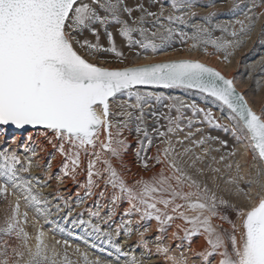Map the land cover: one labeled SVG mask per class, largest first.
<instances>
[{"label":"snow or ice","instance_id":"1","mask_svg":"<svg viewBox=\"0 0 264 264\" xmlns=\"http://www.w3.org/2000/svg\"><path fill=\"white\" fill-rule=\"evenodd\" d=\"M196 3L197 0H170L171 12L165 16L163 5L159 12H153L143 4H129L126 0H0V125H12L17 129L24 126H42L53 132L60 141L58 151L65 156V175L68 174L70 167L75 173L80 166L82 151L90 155L92 159L88 161L87 183L82 185L87 189L85 195L92 194L91 189L95 186L94 177L103 179L106 187L110 185L114 190H119V195L113 196V203L121 197H126L129 209L125 215L131 216L133 212L139 215L138 220L129 219L119 225L116 229L117 235L121 229L126 235H131L133 229L130 226L133 223L139 225L141 221L151 219L157 222V231L162 233L172 221L180 219L190 227L182 229L183 237L173 232V239H182L191 244L194 236L203 235L208 247L200 252L194 249L191 251L194 256L201 257L205 264H211L210 257L214 256L219 257L217 264H264V194L257 192L255 203H252V198L239 186L238 180L243 177H234L227 181L234 186L235 194L244 195L251 205L247 208L231 205L239 220L237 224L221 211L222 207L229 206L228 201L218 199L215 192L207 185L202 187L186 171L181 157L190 149H184V152L177 154L171 141L167 139L169 133L180 130L182 108H191L193 116L202 113L205 122L222 127L225 131H228L227 126L219 124L211 111L198 108L195 104L187 105L180 102L177 105L174 98L133 89L136 86L195 89L213 98L229 111L230 120L235 122L233 135L237 141L246 140L253 158L259 159L261 164H264V107L260 113L253 111L244 96L236 92L232 80L226 79L218 71L199 61L174 60L109 69L89 62L80 54L83 52L87 56H94L100 51H106L114 53L122 63L124 54L117 50L113 32L107 30L110 24L116 26L117 34L126 40L128 45L133 43L134 34H138L142 39L135 40V43L140 48L150 49L153 53L158 52L172 36L173 29L161 25L160 29L151 32V37L159 38L160 43H156L149 39V29L144 27L146 17L152 18L153 23L157 25L163 18L169 24L176 23L187 27L196 16L195 12L190 11ZM207 6L210 7L211 4ZM236 7L234 4L233 9ZM176 12L181 14L175 15ZM214 15L215 13H209L201 19L210 23ZM245 18L250 21L247 26L243 21H236L240 24L241 32L248 30L253 22L251 16L246 14ZM94 25L104 30L110 47L104 48L100 44L99 29ZM192 28L191 37L184 35L193 41L210 43L217 50L223 51L239 46L240 42L236 40L212 38L209 28L202 24L192 25ZM216 28L221 32L228 31L227 26L217 25ZM84 31L90 32L96 38V42L83 39ZM231 35L235 37L237 33L233 31ZM192 47L195 48L196 43ZM124 93L129 99L135 98L134 104L127 105L134 111H126L124 119L119 123L123 127L135 125L136 133L143 137L138 140L141 149L146 150L144 141H147V147L152 144V138L145 125V107L150 109L154 124L159 125L161 118L167 121L166 131L153 127L152 132L160 138L161 144H168V147L158 149L155 157L148 158L163 167L150 179L137 180L131 187L108 158L119 160L128 147L125 140L117 138L120 135L119 129L115 133L112 132L109 120L110 98ZM153 97L157 104H161L165 99L171 101L163 107L169 112L175 108L176 116L155 111L150 103ZM97 109H100V114ZM192 125L193 120L189 118L187 126ZM101 129L105 133L103 141H99ZM237 129L243 136L237 135ZM192 135L193 133L189 132L185 139ZM97 141L99 150H96ZM12 142L15 143L14 138ZM194 143L202 145L204 140ZM65 144L69 146L68 151H65ZM53 147L56 145L53 144ZM89 147L93 149L91 153L88 151ZM32 155L35 156L36 153L33 151ZM200 159L199 156L194 157L188 167H194L196 161ZM97 163H103L102 171L95 170ZM141 163L142 167L148 168L146 160H142ZM31 166L30 159L27 167L21 165L14 149H0V177L4 181L0 182V194H7L6 183L10 182L13 188L23 190V199L34 205L38 213L44 216H50L53 212L60 213L62 211L60 204L50 205L47 199L34 192L36 185L20 175L22 172H28ZM236 171L239 172V165ZM259 175L260 171L257 170V176ZM248 183L251 184L252 181L249 180ZM100 195L103 196L104 193L101 192ZM57 199L64 198L57 193ZM63 207L69 208L67 200H64ZM18 215L17 203L12 207L11 215L6 217L5 225L0 226L2 234L0 256L4 257L0 264H9V247L12 255L17 258L13 264H20L25 255L20 247L10 246L2 236H14L21 242L22 247L27 248L29 258L24 264H56L46 249L42 248L41 234L37 235L35 251L27 247L28 236L20 227ZM26 215L27 213L24 214L25 218ZM90 215L98 217L99 212H91ZM71 216L72 210L69 209L63 219L68 221ZM215 218H219L230 227L225 229L214 224ZM70 222L73 227L87 224L82 219H71ZM87 226L91 228L89 235L95 233L107 237L106 243H113L111 235L101 232L98 226L92 224ZM177 228L179 229L180 225H177ZM160 238L157 237L158 240ZM113 247L118 253H122L119 245L113 244ZM167 251V248L157 246V252ZM181 259L183 260V257ZM128 264H138L137 258L131 256Z\"/></svg>","mask_w":264,"mask_h":264},{"label":"rangeland","instance_id":"2","mask_svg":"<svg viewBox=\"0 0 264 264\" xmlns=\"http://www.w3.org/2000/svg\"><path fill=\"white\" fill-rule=\"evenodd\" d=\"M129 4H143L149 11L159 12L161 5L164 7V15L167 16L171 12L170 0H126ZM211 4V6H207ZM237 7L233 9V5ZM251 9V11H249ZM188 11V10H186ZM190 11L196 13V16L192 18L189 26L185 27L180 24L169 22L163 18L160 20V24H154L152 18L146 17L144 27L149 29V39H153L156 43H160L158 37H151L150 33L160 29V26L169 27L173 29L172 36L165 41L162 50L153 53L150 49L145 50L139 47L135 43V40L142 39L138 34H134L133 43L128 45V42L122 39L116 31V26L109 25L108 31L113 32L115 46L118 51H121L123 56V62H120V58H117L114 53H108L106 51H100L94 56H87L81 52L82 56L97 66L118 69L123 67L136 66L146 63H159L165 61H173L180 59H190L194 61H200L204 64L212 66L225 77L231 79L238 90L247 98L250 105L260 113L262 107H264V0H197L196 6ZM209 13H215L211 22H205L202 17L207 16ZM180 12H176L175 15H180ZM251 16L253 22L248 30L241 32L240 24L236 21H243L247 26L250 21L245 18V15ZM139 15V13H134ZM202 24L208 27L211 32L212 38H219L223 40H236L239 41V46L230 47L227 51L217 50L212 44H205L193 41L190 38L193 33L192 25ZM217 25L227 26L228 31L221 32L216 28ZM99 29L98 25H94ZM235 31L237 35L233 37L231 33ZM184 34H187L185 37ZM99 42L104 48L110 47L108 44L107 36L103 29H99ZM83 39L95 43L96 38L88 31H84ZM196 43V47L192 45ZM141 92H153L157 95L164 97L174 98L177 105L180 102L191 105L195 104L198 108L211 111L214 119L221 125H226L228 131H225L222 127H216L215 124H209L204 121L203 114L193 116L191 108H182V119L180 123V130L173 133H169L167 139L171 141V144L175 148V152L180 154L184 152V149H190V151L181 157L184 162L186 171L196 179L201 186L207 185L208 188L215 192L217 198H223L228 201L227 208H221V211L226 213L229 219L239 224L235 212L232 210L231 205H235L238 208H247L251 205L244 195L235 194L233 185L227 183L229 179L234 177H243L239 179L238 183L241 188L248 193L252 198V203H255L256 193L260 192L264 194V169L258 159L253 158L252 151L247 146V141L241 139L239 142L236 136L233 135L234 121L229 118V112L225 110L221 105L215 101L207 98L203 95H199L192 92H180L182 90H133ZM127 102V103H125ZM171 101L165 99L161 104H157L155 98L150 101L154 110L157 112H164L172 117L176 116V110L173 108L170 112L167 108L163 107L164 104H168ZM135 98L129 99L126 93L122 94L118 101L114 102V114L112 117L117 124V128H113V133L117 129L120 130L118 139L126 141L128 147L122 153L119 160L108 157L111 159L112 165L120 173L125 182L131 187L137 180H148L153 175L159 173L163 165L155 164V161L148 159L149 157H155L158 149L168 147V144H161L160 138L156 133L152 132L153 127H159L160 130H167V121L163 118L159 120V125L154 124L153 118L150 115V109L145 107V125L149 132V136L152 138V144L147 147V141H144L146 150L141 149V145L138 140L143 139L142 136H138L135 131V125H129L123 127L119 122L124 119V113L126 111H134V109L128 108V104H134ZM193 120L192 127H188V119ZM174 126V125H173ZM8 129V128H7ZM199 129V131H197ZM29 134L28 132L20 133L19 147L30 146V151L24 152V150H16L21 165L27 167L29 159L32 166L28 172H22L20 175L25 180L32 181L35 184L34 192H38L42 198L47 199L50 205L60 204L61 213L53 212L50 216H44L36 211L34 205L27 203L23 199V190L20 188H13L11 183H6L8 189L7 194H0V226L5 225V219L11 215V209L17 203L19 204V215L17 217L20 227L27 233L28 241L27 247L35 251L37 244V235H40L42 241V248L46 249L47 254L52 256L56 264H128L131 256L139 257V250L132 245H128L124 242V236L126 235L124 230L121 229L120 234L115 236L116 229L119 225L124 224L127 220L131 219L136 221L139 219V215L133 212L131 216L125 215L129 209V204L126 197H121L115 203H113V196L119 195L118 189H113L110 185L105 186L103 179H97L94 177L95 186L91 189V195L86 196V188L82 187L87 183V168L88 161L92 159L90 155H86L83 151L80 154V166L76 169L75 173L69 168L68 174H64L65 156L61 155L58 151L60 141L55 137V134L51 131H42ZM193 135L185 139L188 133ZM9 135V136H8ZM6 135L4 144H0V149H9L8 141L12 140V134ZM237 135L243 136V133L237 129ZM214 137L215 139H209ZM105 139V133L100 132L99 141ZM204 140L202 145H197L194 142ZM52 141V143H49ZM99 141H97L96 150H99ZM183 141V143H178ZM221 141H226V144H222ZM53 144L56 147H53ZM69 146L65 144V151H68ZM33 151L37 154V151L44 156L43 169L44 174L49 171V165H53L54 177L60 175L67 184L72 187V191L64 198L68 201L69 208H64V201L61 203L59 200H53V197L42 192L43 184L41 179L33 175L35 171L34 162L36 157L32 155ZM89 153L93 151L91 147L88 149ZM139 151V156L137 152ZM234 152V155L230 153ZM247 152V153H246ZM201 157L196 161L194 167H188L192 164L194 157ZM221 157H224L221 159ZM39 159V158H37ZM103 159V157H102ZM142 160H146L148 168L142 167ZM53 163V164H51ZM155 165V166H153ZM228 165H231L229 168ZM239 165V172L236 168ZM19 167V166H18ZM103 163H97L95 170L103 169ZM218 169V171H214ZM199 170V172H197ZM257 170L260 171V175L257 176ZM75 176V179H73ZM252 183L249 184L248 181ZM0 182H4L0 177ZM187 190V189H185ZM76 192V193H75ZM104 195L101 196L100 193ZM76 194V198L73 196ZM70 200L69 199H73ZM87 202V203H86ZM179 202V201H178ZM82 205L92 206L94 212H99L98 221H95V217L91 216V219L86 216L85 212L77 209H81ZM103 208V209H101ZM72 210V216L68 221L63 219V216L67 214V211ZM74 211V212H73ZM102 211H105L102 213ZM110 211V213H109ZM27 213L26 218L24 214ZM82 214V215H80ZM101 214H103V217ZM113 215V218L110 217ZM83 217V218H82ZM107 220L114 219L104 227L102 226L103 218ZM110 217V218H109ZM71 219L84 220L87 224L79 227H73ZM91 222V223H90ZM101 223V224H100ZM214 224L220 225L222 228H229L230 225L222 222L219 218L213 220ZM88 224L96 225L100 228L101 232L108 233L112 237V244L106 243L107 237H101L95 233L89 235L91 228ZM99 224V225H98ZM156 226V232H150V227ZM180 225V228H177ZM133 233L137 232L138 237L143 234L145 244L157 243L163 248H167L171 253L175 254L178 258L183 257V262H186L187 255H189V248L191 245L201 243L203 249L208 247L203 235H196L192 238L191 244L188 241L182 239H172L171 244L168 245V236L173 232H177V235L183 237L184 233L182 229L190 227L183 220L175 219L170 226H166L164 232L157 231V222L154 219L148 221H141L139 225L133 223L131 225ZM147 229V231L145 230ZM124 233V234H123ZM238 234V232H237ZM2 235V234H0ZM114 236V237H113ZM161 237L159 240L157 237ZM173 238V237H172ZM4 241H7L12 247H20V250L25 253L23 260L20 264H24L28 260L27 248L21 246V242L14 236H2ZM113 244L119 245L122 253H118L113 247ZM181 245L177 247V245ZM187 250V253L185 252ZM53 253L55 255H53ZM186 253V255H185ZM126 254V255H125ZM180 255V256H179ZM194 258H200L194 256ZM4 259L0 256V260ZM17 258L12 255L11 247L8 249L9 264ZM211 264H215V259H219L218 256L210 257ZM195 259H189L190 264H205L204 261L199 263H192ZM138 264H139V260ZM174 261V260H173ZM175 262V261H174Z\"/></svg>","mask_w":264,"mask_h":264},{"label":"bare ground","instance_id":"3","mask_svg":"<svg viewBox=\"0 0 264 264\" xmlns=\"http://www.w3.org/2000/svg\"><path fill=\"white\" fill-rule=\"evenodd\" d=\"M180 60H190V59H180ZM165 62H167V61H165ZM206 65L209 66L208 64H206ZM210 67H212V66H210ZM137 90H156V89H137ZM168 90H182L180 92H185V91L192 92L190 90H186V89H182V88H170ZM237 90H238V88H237ZM192 93H196V92H192ZM196 94H199V93H196ZM121 95L122 94H119L115 98H113L112 100L109 101V111H110L109 120H110V122L112 124V129H111L112 131H113L114 127L117 128V124L113 120L114 117H112L113 114H114L113 113L114 112L113 106H114V102L118 101V99H119V97ZM199 95H203V94H199ZM203 96H205V95H203ZM205 97H207V96H205ZM207 98H210V97H207ZM244 98L248 102V105L250 106V108L253 111L256 112V110L250 105V103L247 100V98L245 96H244ZM210 99L213 100L212 98H210ZM216 103H218V102H216ZM224 109L227 110L226 108H224ZM97 112H98V114H100V109H97ZM42 131H49V130H42ZM101 131H103V129H101ZM22 132H24V131L15 130V129H7L5 126L0 125V144H2V143L4 144V141L6 139V135L12 134L11 135L12 136V140L7 142L9 149H14L15 151L18 150V149L21 150V151L24 150V152L30 151V146H28V145L23 146L24 148H20L19 147V139H20V135L19 134L22 133ZM35 132H40V131L32 130V131L29 132V134H33ZM13 138L15 139V143L12 142ZM35 157H36L35 162H34L35 171L33 172V175L37 176L38 177L37 179H41L42 180L41 184H43L42 187H44L42 192L52 196L53 200H59L62 203L64 201V199L63 200L62 199H57V193L59 194L60 197L67 198L66 196L72 191V187L67 184V181L64 180L62 178V176L55 175V177H54V171H55L54 168L55 167L53 166L54 165L53 163H51L53 165H50L49 171L46 174H44V169H43L44 156L41 155V153L37 151V154L35 155ZM37 158H39V159H37ZM262 167H263V165H262ZM73 196L76 198V194H74ZM70 200H74V198L73 199H69V201ZM101 209H103V208H101ZM79 210L84 211L86 216L89 217V219H91L90 213L94 212L92 206L88 207L87 205L86 206L82 205L81 209H77L75 212L77 213V212H79ZM104 212L105 211H102V213H104ZM109 213H110V211H109ZM101 215L102 216H100V217H103V214H101ZM110 217L113 218V215L111 214ZM97 219H98V217H95V221ZM113 220L114 219L107 220V217L103 218L102 223L103 222L104 223H103L102 226L105 227L108 224V222H111ZM150 229H151L150 232H156V226L155 225H152L150 227ZM135 233L137 234V232H135ZM135 233L132 232L131 235H125L123 238H124V242L127 244V246L128 245L129 246L132 245L133 248L135 247L136 250L140 251V253H139L140 255L137 258V260H139V264H190L189 259H195L192 263H199V262L203 261L201 257L200 258H194V255H193V253L191 251V249H194L197 252L203 251L202 250L203 247H202L201 243H197L195 245H191L190 246V248L188 249L189 250V255H187V257L189 259H187L186 262H183L180 258H178L175 254L171 253L169 250L166 253L165 252H157V246L159 244L151 243V242L145 244L146 242H145V239L143 238V235L138 237V235H136ZM116 235H117V233L115 232V236ZM167 239H168V245H170L171 241L173 239L172 236L169 235ZM141 241H143V243H141ZM185 252L187 253V250ZM186 253H185V255H186ZM169 257H171V259H169ZM214 263L217 264V259H215Z\"/></svg>","mask_w":264,"mask_h":264},{"label":"water","instance_id":"4","mask_svg":"<svg viewBox=\"0 0 264 264\" xmlns=\"http://www.w3.org/2000/svg\"><path fill=\"white\" fill-rule=\"evenodd\" d=\"M168 62V61H167ZM201 63V62H200ZM204 64V63H203ZM206 65V64H205ZM207 66V65H206ZM208 67H210V66H208ZM212 68V67H211ZM214 70H216L215 68H213ZM216 71H218V70H216ZM219 72V71H218ZM220 73V72H219ZM221 74V73H220ZM222 76H224L223 74H221ZM225 77V76H224ZM226 79H229V78H227V77H225ZM231 80V79H230ZM233 85H234V83H233ZM234 88H235V90H236V92L237 93H240V94H242L241 92H239L238 90H237V88L235 87V85H234ZM137 89H156V90H168V89H166V88H161V87H153V86H136L133 90H137ZM182 89H184V88H182ZM186 90H190V91H192V92H196V93H199V94H201L200 92H198L197 90H195V89H186ZM117 95H119V94H117ZM203 95H205V94H203ZM243 95V94H242ZM206 96V95H205ZM244 96V95H243ZM208 97V96H207ZM211 98V97H210ZM113 98H110V100H112ZM213 99V98H212ZM250 107V106H249ZM110 112V111H109ZM2 126H5L6 128H8V129H15V130H22V131H24V132H28V131H32V130H47V129H44L42 126H35V127H33V126H24L23 128H20V129H17L15 126H12V125H2ZM50 131V130H49ZM263 165V168H264V164H262Z\"/></svg>","mask_w":264,"mask_h":264}]
</instances>
